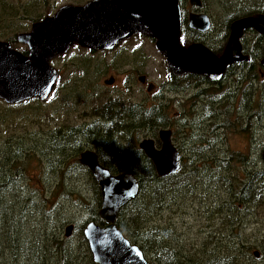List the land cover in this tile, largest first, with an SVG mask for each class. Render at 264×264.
<instances>
[{
  "label": "rangeland",
  "instance_id": "1",
  "mask_svg": "<svg viewBox=\"0 0 264 264\" xmlns=\"http://www.w3.org/2000/svg\"><path fill=\"white\" fill-rule=\"evenodd\" d=\"M259 1L260 4L264 3V0H203V10L212 16L214 22L209 39L211 44L217 46L218 37L234 12L231 6L238 4L241 9L251 8ZM87 2L89 1L0 0V39L8 41L6 37L14 35L16 38L19 33L30 31L34 23L54 15L64 5H84ZM185 36L190 42L194 41L193 34L185 32ZM13 45L21 52L28 49L26 44L17 39ZM52 64L63 70L62 76L68 85L73 83L76 88L81 87L78 105L75 107L73 104L64 107L66 104L62 103L61 90L57 94L54 92L49 100L34 98L17 103L14 107L0 98V167L5 166V171L2 170L3 174L0 172V176L4 178L1 183L6 186H0V205L6 210V215H0V228L2 237L6 238L8 230L5 227L12 225L11 234H15V239L20 241L19 244L14 242L15 248L10 246V239L5 241L2 264H37L33 258L34 248L46 251L48 258L54 253L61 260L58 248L50 241L52 237L68 247V263L72 259L71 253H74L79 258V264H92L82 233L95 216L92 212L97 208L96 189L86 166L80 160L79 164L76 162L72 149L60 155L62 138L80 126H91L94 121L105 123L104 119L101 121L103 117L95 114L101 101L111 97L113 101L130 106L148 98L139 81L142 74H146L159 88L157 95L155 93L151 96L155 106H152L149 113L157 112L162 116V110H165L163 98L168 94L164 91L165 85L170 81V70L151 37L135 35L112 50L74 46L66 55L55 58ZM79 64H83V68ZM87 66L91 73L88 78L91 83L84 77L87 75ZM112 76L116 77L115 82L106 84L105 80ZM238 85L241 88L237 94ZM228 92V97L221 96V99L227 101L230 109L229 146L234 150V159L231 163L184 160L182 171L186 175L190 176L192 169L199 170L200 175L191 177L190 186L188 189L184 187L181 192L178 189L156 192L155 183H149L146 187L144 213L148 211L152 196L156 194L166 205H172L168 207L166 218L162 220L172 222L176 234L184 235L182 238H187V243L194 244L203 242L207 231L213 227H217V232L230 241L234 239L231 232L238 225L241 236L240 239L235 238L240 242L239 247H233L231 251L240 260L234 261V255L229 253L228 246H224L225 251L220 254L222 260L227 263L233 261L234 264H264V77L249 87L245 82L238 84L235 81ZM171 94L175 95V92ZM221 105L222 103L219 104ZM177 106L176 103L173 109L177 110ZM212 117L211 108L202 113V129L208 135L210 129L206 126L213 120ZM56 135L59 137L56 138ZM145 137L154 136L142 133L137 144L127 141L124 144L139 153L136 146L140 148L139 143ZM205 140L206 136L200 140L203 157L212 148L211 145L204 144ZM200 142L197 140L194 145H199ZM224 146L226 148L225 143ZM17 166L21 169H17ZM6 169L9 171L6 172ZM176 182L177 180L175 184ZM242 184H247L251 190V201L247 197L248 193L242 199L234 197L235 191ZM214 207L226 208L223 215L233 219L236 226L226 224L222 229V213L211 215ZM69 224L75 225L71 236L66 235ZM183 240L181 239L182 242ZM243 246L248 248L247 253H243ZM255 251H259L260 256L257 257ZM228 254L231 258L226 260L224 256ZM51 262L52 260L49 263Z\"/></svg>",
  "mask_w": 264,
  "mask_h": 264
},
{
  "label": "water",
  "instance_id": "2",
  "mask_svg": "<svg viewBox=\"0 0 264 264\" xmlns=\"http://www.w3.org/2000/svg\"><path fill=\"white\" fill-rule=\"evenodd\" d=\"M190 2L198 7L203 4L202 0ZM189 25L207 31L212 27V20L207 13L192 12ZM248 28L264 34V14L235 19L225 50L217 55L200 41L182 44L180 0H92L84 5L67 4L54 15L34 23L30 31L17 35L18 41L28 46V54L17 50L10 41L0 39V97L9 104L33 97L47 100L58 79V69L51 63L54 58L67 53L75 44L93 50H110L137 33L157 40L156 46L172 73L203 74L218 80L232 63L247 59L242 53L241 37ZM114 82V77L105 80L106 84ZM160 137L161 149L152 138H144L140 147L154 162L158 174L165 177L180 169L179 152L172 142L171 130L162 129ZM80 161L92 170L103 193L100 216L104 224L90 221L84 228L94 261L97 264H157L148 260L140 246L133 244L116 224L120 209L140 191L135 174L132 171L113 173L102 165L97 152L90 149L81 153ZM74 227V224L66 227L67 236H71Z\"/></svg>",
  "mask_w": 264,
  "mask_h": 264
},
{
  "label": "trees",
  "instance_id": "3",
  "mask_svg": "<svg viewBox=\"0 0 264 264\" xmlns=\"http://www.w3.org/2000/svg\"><path fill=\"white\" fill-rule=\"evenodd\" d=\"M260 3L261 2H256V4H258L257 6L263 4ZM237 5L238 4L233 5L234 7L231 6L235 13L233 16L230 15L231 17L227 19V21H230L228 24V29L225 31V35L222 34V37L225 36L226 39L227 36H229L231 21L242 16V14H249V10L247 9L249 7L241 9ZM5 15L6 14H4V16ZM1 19L2 16L0 17V22ZM183 25L184 35L182 37V42L184 44L190 43V40L187 38V36H185L186 32L189 35L190 33L193 34L194 39H198L211 46L209 41L210 38H207V36H210L212 30L210 32L202 33L196 29H193L189 26L188 18L185 20ZM3 36L5 37V33H3ZM6 39L13 44L16 43L17 36L15 38L14 35H11L8 38L6 37ZM223 45L220 48V51L216 50V52H221ZM257 52L263 53V51ZM23 53L28 54V49H25ZM78 66L83 68L84 65L79 64ZM89 74L91 73L87 66V75H84V77L87 82L91 83V81L88 79L90 76ZM62 75H64V73ZM64 80L65 78L63 76L59 78L55 93L57 94V92L59 93L60 90L62 91L60 95H63L61 100L63 105L66 104L64 107H67L68 104H73L75 107L79 99L78 93L81 91V87L78 86V90V88H76L73 83L68 85L67 81ZM99 104H101V106L95 109L97 110L95 111V114L103 117L101 121L104 119L105 123H96V121H94L95 123H91V126H80L79 128L74 129L72 133L65 135L62 138V151L60 155H63L72 149V152L74 153L73 155L76 158V162L79 164V157L81 153L87 150V148H93L91 150H95L99 154L102 164L108 168L110 167L111 169H109L112 172L119 173L128 170L135 174L140 183V191L135 199L131 200L120 209L116 219L117 226L124 232L126 237H128L132 243L139 245L149 260H152L158 264H234L233 261L229 263L224 262L220 254H223L222 252L225 251L224 246L229 247L228 250L230 254H233L231 251L233 247H239L240 242L235 238L239 237L240 239L241 236V228L238 225L235 228V231L238 232V235L235 231L231 232L234 239H231L230 241L226 240L225 236L222 237V235L217 232V227H213L211 230L207 231L203 242L194 244L187 243L185 241L187 238H182L184 235L178 236L173 229L174 224L172 222H164L162 220L163 218H166V210L172 205H166V202H164L162 199L159 200V198L155 196L156 194L152 196L153 198L148 207V211L146 214L144 213L145 196L147 194L146 187L149 185V183H155V190H157L156 192H171L176 189H178V192H181L180 190L185 189L184 187L188 189L187 187L190 186L191 177L200 175L199 170L192 169L190 171V176H188L182 171L183 166H181L178 172L169 176L161 177L157 173L153 161L142 149L136 146L140 153L139 155V153L134 151L131 146H126L124 144L126 143L125 141H127V143L136 142L137 144V141L141 137L142 133L145 134V136L152 134L155 138H157L159 130L165 126L166 121L164 120L163 115L159 116L157 112L149 113V111H144L133 104L129 106V104L126 103L115 100L113 101L111 97L105 101H101ZM11 105L14 107L13 105L16 104ZM135 108H137V110H135ZM58 137L59 136L56 135V138ZM18 168L20 167L17 166V169ZM86 169L91 175L92 181L94 183L93 186L96 189V196L98 198L97 208L92 212L95 214L92 220L95 219L94 221L103 224L104 221L99 214L102 206L103 193L100 185L94 179L92 171L87 167ZM2 170L5 171V166L0 167V172L3 174ZM6 170V172L9 171L8 169ZM250 174L251 176H255L253 173ZM175 180H177L176 184ZM1 181H4V178L1 177L0 179V186L4 188L5 185L1 183ZM7 183L8 181L6 184ZM169 186H171L170 189L168 188ZM250 191L251 190L248 188L247 184H242L238 190L235 191L234 197L237 199H242L245 198L246 194L248 193L247 197L249 198V201H251ZM221 208L222 207H220V209H216V207H214L211 210V215L222 213L221 215L223 216V225L221 228L223 229L226 224L230 226H236L233 219L226 218V215H223V213L226 212V208ZM0 215H6V210L2 208V205H0ZM211 218L213 219L214 217L212 216ZM5 229L6 231L8 230V232L6 233V238H3L0 228V264H2L4 260L5 241L10 239L12 243H10V241L9 243L12 248H15L14 242L16 244L20 243L19 239L18 241L15 239V234H11L12 225L6 226ZM171 233L176 234L178 237L176 235L171 236ZM82 235L86 244L85 248L88 252L89 260L92 264H96L93 261L94 258L89 247L88 240L86 239L84 233H82ZM50 239V241L54 243V247L58 248L61 260L63 259L62 262L54 253L52 257L48 258L46 251L42 252V250L39 251L38 249L34 248L32 249L33 258L36 259L37 264L80 263L79 258L75 257L74 253H71L72 259L68 263L66 258V252L69 251L68 247L63 242L58 241L56 237H52ZM181 239H184L183 242ZM247 252L248 248L244 247L243 253ZM230 254L222 256L226 257V260H229V258H231ZM233 255L234 261L240 260L239 256H236V254ZM51 260L52 262L49 263ZM33 261L34 259L32 262Z\"/></svg>",
  "mask_w": 264,
  "mask_h": 264
},
{
  "label": "flooded vegetation",
  "instance_id": "4",
  "mask_svg": "<svg viewBox=\"0 0 264 264\" xmlns=\"http://www.w3.org/2000/svg\"><path fill=\"white\" fill-rule=\"evenodd\" d=\"M180 2L183 23L187 18H189V15L192 12L207 13L203 10V5L201 7H192L189 6L187 0H180ZM257 5L258 4L255 3L254 5H252L253 7H249V14H242V16H260L264 14V3L260 6ZM234 13L235 12H232L231 16H233ZM208 15L212 20V27H214L213 18L210 14ZM229 22L230 21L226 22L225 28H223L220 33L221 35L220 37H218L217 46L212 45L211 42L210 44L212 47L205 43L217 55H221L225 50L231 32V24L233 21H231L230 23V32L229 36H227V39L225 38V36L222 37V34H224L228 29ZM212 27L207 31H198L202 33L210 32L212 30ZM207 38H210V36L208 35ZM194 41L199 40L194 39ZM241 43L243 47L242 53L247 56V59L232 63L226 69L224 75L218 80H213L203 74L196 73L174 74L168 67L170 70V81L167 85H165L166 91L164 92H167L168 94L164 95L163 102L165 105V110H162V115L166 122L165 126L161 129L171 130L172 142L179 152V161L181 163V166H183L184 160H191L193 162L201 161L203 163L204 160H217L229 161L231 163V160L234 159V150H232V148L229 146V142L231 141V137L228 133L229 125L231 122L229 117L230 109L227 105V101L221 99V96L224 98L228 97V90L230 89L231 84L235 81H237L238 84L241 82H245L246 86L249 87L254 85L256 81L260 82L261 78L264 77V34L258 31L256 28H248L245 30L241 38ZM222 45V51L219 53L216 52V50L220 51ZM257 51H263V53H258ZM236 52L237 50L234 51V53ZM58 70L59 76L61 77L64 72L62 69ZM142 76H145V79H142ZM112 77H114L116 80L115 76ZM139 81L142 87L145 88L148 98H143L135 104L140 109L149 111L152 106H155L153 105L154 103L151 100V96H153V94L155 93L157 95V90L159 88L147 77L146 74H142L139 77ZM237 88L238 94L241 86L238 85ZM171 92H175V95H172ZM176 103L178 104L177 110L173 109ZM220 103H222L221 106H219ZM207 108H211V111L213 112V120L209 122L210 124L208 126H206V128L210 129L209 135L203 131L201 125L202 113L207 112ZM243 122L244 120L242 121V123ZM160 130L158 132L157 138L147 137L155 140V145L158 149H161L163 147V142L160 137ZM205 136L206 140L204 141V144L211 145L212 148L211 152L208 154L209 156L205 154L204 158V151L202 150V143L200 142V140ZM197 140L200 142L199 145L198 143L194 145ZM224 143L226 145V148L224 146ZM197 145L198 147H194ZM236 153L239 154L238 151H236ZM209 162L210 161H206V163ZM256 252L259 251H255V255ZM256 256H260V252L259 255Z\"/></svg>",
  "mask_w": 264,
  "mask_h": 264
},
{
  "label": "bare ground",
  "instance_id": "5",
  "mask_svg": "<svg viewBox=\"0 0 264 264\" xmlns=\"http://www.w3.org/2000/svg\"><path fill=\"white\" fill-rule=\"evenodd\" d=\"M240 93V92H239ZM88 150V149H87ZM91 150V149H90ZM95 151V150H94ZM263 159H264V151H263ZM99 160H100V158H99ZM101 162V161H100ZM102 163V162H101ZM107 167V166H106Z\"/></svg>",
  "mask_w": 264,
  "mask_h": 264
}]
</instances>
